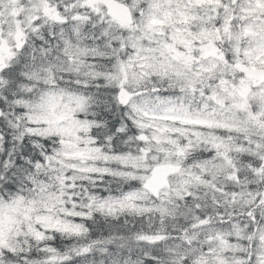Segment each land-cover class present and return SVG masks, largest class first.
Here are the masks:
<instances>
[{
    "label": "snow or ice",
    "instance_id": "obj_1",
    "mask_svg": "<svg viewBox=\"0 0 264 264\" xmlns=\"http://www.w3.org/2000/svg\"><path fill=\"white\" fill-rule=\"evenodd\" d=\"M0 264H264V0H0Z\"/></svg>",
    "mask_w": 264,
    "mask_h": 264
}]
</instances>
